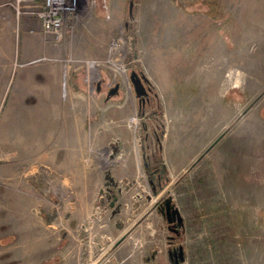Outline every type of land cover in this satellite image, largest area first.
I'll list each match as a JSON object with an SVG mask.
<instances>
[{
	"label": "rangeland",
	"instance_id": "rangeland-1",
	"mask_svg": "<svg viewBox=\"0 0 264 264\" xmlns=\"http://www.w3.org/2000/svg\"><path fill=\"white\" fill-rule=\"evenodd\" d=\"M82 1L56 41L0 0V264H171L166 197L183 264H264V0Z\"/></svg>",
	"mask_w": 264,
	"mask_h": 264
},
{
	"label": "water",
	"instance_id": "water-1",
	"mask_svg": "<svg viewBox=\"0 0 264 264\" xmlns=\"http://www.w3.org/2000/svg\"><path fill=\"white\" fill-rule=\"evenodd\" d=\"M133 2L129 3V15L132 14ZM130 80L134 88V92L136 97L140 100H143L148 95V90L145 86V83L150 84L148 78L145 74H140L137 71L133 70L130 73ZM119 83H116L113 87H111L106 94V100L110 99L114 95H117L119 92ZM99 89V88H98ZM111 206H114V202L111 203ZM158 211L165 218L166 222L169 224V228L171 225L184 227L183 217L180 213V210L173 202L171 197H166L161 201V205L157 206ZM115 213V210L113 211ZM168 257L171 264H179L184 263L185 261V250L182 244H178V246L174 249H168Z\"/></svg>",
	"mask_w": 264,
	"mask_h": 264
},
{
	"label": "crops",
	"instance_id": "crops-1",
	"mask_svg": "<svg viewBox=\"0 0 264 264\" xmlns=\"http://www.w3.org/2000/svg\"><path fill=\"white\" fill-rule=\"evenodd\" d=\"M5 21V16L3 14V11L0 10V25L3 24ZM206 29V28H205ZM206 34L204 36H202L203 38L200 39V42L197 44V48L195 47V52H201V51H204L206 54L205 55V60H203L204 62V65L205 67L203 68L202 67V71H201V78L200 80L202 81L203 83V86L198 90H194L192 93H190V95H227V88H223L222 85H221V76H219V73H217L216 75V78L214 81H210L208 78H207V73L205 71L207 70H210L211 67L209 66V64H211V61L214 60H220L219 57L223 58L222 55L220 54H217V57L214 56V49L212 47V43L213 42V36L212 33L211 35H209L208 37H206L210 31L208 29L205 30ZM196 33V32H195ZM195 33H191L189 34L190 36V39H191V35H195ZM211 37V38H210ZM198 54V53H197ZM203 56V55H202ZM201 56V58H202ZM212 58L210 59V61L208 62V58ZM207 59V60H206ZM195 65L198 64V62H194ZM190 64H193L192 62ZM196 66H199V65H196ZM208 82V83H207ZM179 82L177 81V78L175 79L174 83H173V91H174V94L173 95H178L179 93H177L179 87H180V83L178 84ZM188 83L191 84L190 88L194 87L193 85V82L192 80H189ZM182 85H186L187 83H183L181 82ZM185 85H184V88H185ZM215 85H221V89L218 90L217 92L218 93H215ZM226 90V91H225ZM188 95V93L186 94ZM167 133V132H166ZM189 144V143H188ZM214 145V144H213ZM211 145L210 147H208L207 151L213 146ZM165 146V145H164ZM205 147V144L201 145L200 147H197L195 146V149L193 150V153L190 154L188 160L186 161H189L190 159H195V157L201 152V150ZM194 156V157H193ZM184 165V164H183ZM183 165L179 168L178 171H175V172H171L172 174H176L178 173L180 170H182V167ZM194 168H196V166H194ZM178 207V206H177ZM178 209L180 210V208L178 207ZM181 213V212H180ZM183 217V216H182ZM183 221H184V218H183ZM185 225V224H184ZM162 250H159L158 252H161ZM167 251V254H168V248L166 249ZM153 257V256H152Z\"/></svg>",
	"mask_w": 264,
	"mask_h": 264
},
{
	"label": "built area",
	"instance_id": "built-area-1",
	"mask_svg": "<svg viewBox=\"0 0 264 264\" xmlns=\"http://www.w3.org/2000/svg\"><path fill=\"white\" fill-rule=\"evenodd\" d=\"M43 2V9L36 11L35 14L41 21L44 33L56 41H60L65 32V19L76 17L84 3L82 0H43ZM103 8L107 9L105 3H103ZM112 47L118 48V41L113 43ZM96 63V61H92L90 66L94 67Z\"/></svg>",
	"mask_w": 264,
	"mask_h": 264
},
{
	"label": "flooded vegetation",
	"instance_id": "flooded-vegetation-1",
	"mask_svg": "<svg viewBox=\"0 0 264 264\" xmlns=\"http://www.w3.org/2000/svg\"><path fill=\"white\" fill-rule=\"evenodd\" d=\"M146 85V88L148 90V95H149V92L151 91L150 89V86L148 83H145ZM148 98V97H146ZM158 205H161V202L158 204ZM169 224L167 223V228H168V231H169V240H168V249H174L178 246V242H177V239L178 237L180 236L181 234V231L183 230V227H176L174 225H171L170 228L168 226ZM179 264H182V263H179Z\"/></svg>",
	"mask_w": 264,
	"mask_h": 264
},
{
	"label": "bare ground",
	"instance_id": "bare-ground-1",
	"mask_svg": "<svg viewBox=\"0 0 264 264\" xmlns=\"http://www.w3.org/2000/svg\"><path fill=\"white\" fill-rule=\"evenodd\" d=\"M40 96V95H39ZM47 97V96H46ZM45 103V102H44ZM51 104V103H50ZM44 105V104H43ZM47 106V105H46ZM55 119V118H54ZM49 120V119H48ZM41 137V136H40Z\"/></svg>",
	"mask_w": 264,
	"mask_h": 264
},
{
	"label": "trees",
	"instance_id": "trees-1",
	"mask_svg": "<svg viewBox=\"0 0 264 264\" xmlns=\"http://www.w3.org/2000/svg\"><path fill=\"white\" fill-rule=\"evenodd\" d=\"M149 86H150V84H149ZM150 89H151V86H150ZM152 90V89H151ZM148 96V95H147Z\"/></svg>",
	"mask_w": 264,
	"mask_h": 264
}]
</instances>
